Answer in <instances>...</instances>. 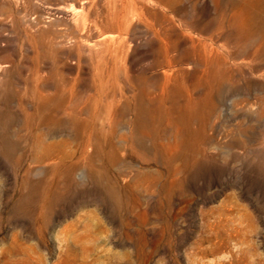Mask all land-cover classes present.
Returning a JSON list of instances; mask_svg holds the SVG:
<instances>
[{
    "label": "rangeland",
    "instance_id": "374dc122",
    "mask_svg": "<svg viewBox=\"0 0 264 264\" xmlns=\"http://www.w3.org/2000/svg\"><path fill=\"white\" fill-rule=\"evenodd\" d=\"M0 264H264V0H0Z\"/></svg>",
    "mask_w": 264,
    "mask_h": 264
}]
</instances>
